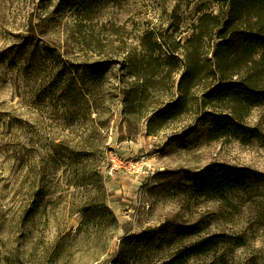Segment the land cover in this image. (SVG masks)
<instances>
[{"label": "rangeland", "instance_id": "rangeland-1", "mask_svg": "<svg viewBox=\"0 0 264 264\" xmlns=\"http://www.w3.org/2000/svg\"><path fill=\"white\" fill-rule=\"evenodd\" d=\"M253 22L226 0H0V264H264V98L233 114L205 96L264 86L214 58ZM191 71L187 111L148 134ZM208 114L250 135L211 139ZM222 164L245 188L198 194Z\"/></svg>", "mask_w": 264, "mask_h": 264}, {"label": "trees", "instance_id": "trees-1", "mask_svg": "<svg viewBox=\"0 0 264 264\" xmlns=\"http://www.w3.org/2000/svg\"><path fill=\"white\" fill-rule=\"evenodd\" d=\"M74 1L87 3L90 0ZM226 4L232 19L245 15L254 22L246 31L235 30L229 37L224 32L225 30L219 32L218 39H221V42L217 45L214 58L222 69L227 70L235 60H240L242 65L250 69L261 70L264 67V61L260 63L254 57L257 54L256 51L260 48L264 49V0H226ZM192 71L181 77V81L185 84L177 100L151 115L147 123L148 134L160 131L166 124L187 111L185 97L190 88ZM205 96L209 102L227 103L226 107L231 109L230 113L236 114V111L247 110L263 100L264 86H259L257 80H251V78H246L244 82L224 80L212 87ZM206 116L210 120L212 133L209 136L211 139L222 138L228 133L250 135V130L242 126L234 117L228 115L214 116L212 114ZM250 175L251 172L247 169L223 164L212 165L206 170L204 176L194 179L192 188L200 195L213 193L219 196L245 188ZM210 244V242L204 243L199 250L208 249Z\"/></svg>", "mask_w": 264, "mask_h": 264}, {"label": "built area", "instance_id": "built-area-1", "mask_svg": "<svg viewBox=\"0 0 264 264\" xmlns=\"http://www.w3.org/2000/svg\"><path fill=\"white\" fill-rule=\"evenodd\" d=\"M138 163H139L138 161L134 162L132 160H129V161H126V162H124V161H120L119 162L118 161V164L116 166L122 167V168H124L126 170L127 169H133V171H134V169L138 165ZM144 164H146V163H144ZM145 170H147L148 174H150V171L153 172L149 166H146Z\"/></svg>", "mask_w": 264, "mask_h": 264}]
</instances>
